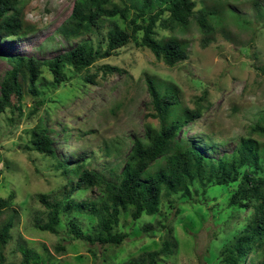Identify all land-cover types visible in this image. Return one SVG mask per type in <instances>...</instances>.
Segmentation results:
<instances>
[{
    "label": "rangeland",
    "instance_id": "rangeland-1",
    "mask_svg": "<svg viewBox=\"0 0 264 264\" xmlns=\"http://www.w3.org/2000/svg\"><path fill=\"white\" fill-rule=\"evenodd\" d=\"M125 1L129 7H138L142 0ZM193 1L195 11L216 10L222 22L215 25L209 41L203 40L192 22L179 31L157 29V39L171 36L185 44L187 59L172 68L131 41L87 71L76 74L64 68L66 83L60 86L52 84V77L44 69L35 83L37 97L28 94L27 79H21V112L12 107L0 114V198L14 194L10 208L0 214V226L7 219L13 223L4 264L20 263L19 246L37 253L41 264H127L159 250L164 241L176 247L156 264H227L224 251L234 242L247 216V211L228 207L231 188H210L203 194L195 183L197 193L192 192L190 197H162L159 212L153 216L143 215L133 221L131 209L122 212L113 231L124 232L127 238L120 246L104 251L98 247L89 251V246L73 239L69 232L70 221L76 220L85 234L94 233L96 219L87 213L60 211L56 235L35 228L36 221H48L39 198L65 201L71 186L67 175L55 171L56 163L69 166L85 161V167L105 181L117 183L133 140H143L146 126L158 128V121L151 116L147 78L174 88L181 106L193 109L201 105V118L178 137L195 144L209 159L230 154L248 127L257 121L264 124L260 121L264 119V0ZM75 2L22 0L25 20L34 23L37 30L21 39L0 40V82L11 69L2 52L48 61L81 41H91L94 46L103 41L112 24L109 20L103 21L101 28L94 27L92 32L70 41L56 32ZM157 7L154 1L151 11ZM131 16L132 11L125 21L116 17L113 22L126 28ZM104 65L119 72L106 73L103 78ZM95 73L94 84L84 82L87 74ZM38 100L41 104L31 114ZM38 127L49 130L56 161L29 146L31 132ZM63 134L70 136L65 140ZM253 137L259 144L264 143V136ZM262 165L264 168V162ZM97 194L96 190L77 191L69 199L88 202L97 199ZM60 246L63 250L57 251ZM252 256L250 253L243 264H250Z\"/></svg>",
    "mask_w": 264,
    "mask_h": 264
},
{
    "label": "trees",
    "instance_id": "trees-1",
    "mask_svg": "<svg viewBox=\"0 0 264 264\" xmlns=\"http://www.w3.org/2000/svg\"><path fill=\"white\" fill-rule=\"evenodd\" d=\"M154 1L159 7L151 11ZM22 7V0H0L1 41L21 39L37 30L34 23L25 20ZM194 9L193 0H142L138 7H129L125 0H76L71 13L56 32L70 41L92 32L94 27L101 28L103 21L109 20L112 24H109L111 27L103 41L95 46L91 41H81L71 50L48 61L2 52L11 69L5 72L0 82V114L12 107L21 112V79H27L28 94L37 97L35 83L44 69L52 77V84L60 86L66 83L64 68L76 74L87 71L95 62L114 56L131 41L137 47L149 50L169 68L184 62L187 59L185 44L171 36L157 39L155 31H179L192 22L204 36L203 40L209 41L215 25L222 22L218 11ZM130 11L133 16L127 21L126 28H120L113 22L116 17L125 21ZM101 70L103 78L106 73L119 72L109 65L102 66ZM95 76L96 73L87 74L84 82L94 84ZM146 90L150 95L151 116L158 121V128L154 130L146 126L143 140H133L117 183L105 181L93 169L85 167V161L69 166L56 163L55 171L67 175L71 186L65 201L49 202L45 197L39 198V203L47 210L48 221L45 224L36 221L35 228L56 235L60 211L87 213L96 219L94 233L85 234L76 220L70 221L69 232L73 239L89 246V251L97 247L104 251L107 247L120 246L127 238L126 233L113 231L122 212L131 209L133 221L143 215L153 216L159 212L162 197L177 194L182 198L190 197L192 192L197 193L195 183L203 194L210 188H231L228 207L247 211V216L237 230L234 242L225 249L224 260L227 264H243L252 253L253 256L248 259L250 264H264V143L259 144L253 137L264 136V124L257 121L248 127L246 135L241 137L230 154L218 160L209 159L195 144L178 137L180 132L201 118V105L197 104L193 109L181 106L174 88L158 84L150 78L146 79ZM40 104V100L33 103L31 114ZM68 136L62 135L65 140ZM29 146L39 155L57 160L47 128L33 129ZM84 190H96L98 198L88 202L69 199L75 192ZM13 198V192L4 199L0 198V214L10 208ZM12 227V219H7L0 226V264L5 261L4 249ZM175 247V243L164 241L159 250L148 252L137 260H129L127 264H156L161 257L171 255ZM18 248L21 255L19 264H41L37 253L22 246ZM56 250L62 251L63 247Z\"/></svg>",
    "mask_w": 264,
    "mask_h": 264
}]
</instances>
